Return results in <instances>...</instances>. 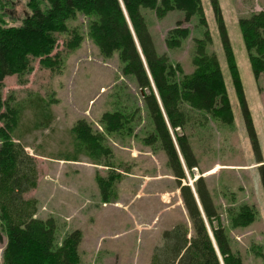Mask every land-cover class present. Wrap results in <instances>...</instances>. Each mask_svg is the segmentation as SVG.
I'll list each match as a JSON object with an SVG mask.
<instances>
[{
  "label": "rangeland",
  "instance_id": "1",
  "mask_svg": "<svg viewBox=\"0 0 264 264\" xmlns=\"http://www.w3.org/2000/svg\"><path fill=\"white\" fill-rule=\"evenodd\" d=\"M29 1L0 0V14L7 25H21L23 18L32 12ZM218 2L253 120L261 162L257 161L246 126L211 0H201L206 25L200 22L198 14L184 21L185 13L179 10L169 11L164 17L147 8H141V13L157 53L166 54L185 74L194 70L197 39H204L206 31L209 32L207 51L219 61L234 121L226 124L208 113L186 111L189 119L184 130H170L181 161L183 155L175 137L184 131L198 162L196 168L186 167L182 184L189 185L196 193V179L203 177L232 250L241 256L242 264H264V74L255 78L239 25L241 17L263 10L264 0ZM91 20L90 16L76 11L66 21L67 31L56 33L57 42L50 55L59 53L58 63L46 66L41 57H32L29 70L8 75L3 81V100L23 111L12 135L26 146L37 163V185L24 197L38 201L36 217L55 220L57 242H62L72 231L81 230L80 264H153L154 250L163 244L164 231L184 222L192 234V223L165 150L158 140L148 141L155 134V126L144 101L146 90L138 87L133 75L123 72L119 52L108 57L101 52L89 35ZM180 20V27L188 28L190 33L179 46L169 47L168 33ZM73 31L81 35V41L70 49L67 43L72 40ZM36 97L48 103L49 119L29 105ZM109 111H120L129 118L121 133L105 131L104 143L111 148L112 155L103 158L100 164L83 152H78L77 161L67 160L76 150L73 126L83 120L104 132L101 120ZM125 147H135L139 153L134 152L132 157ZM147 151L157 156L154 162L145 156ZM106 161L113 166H106ZM128 171L138 174L137 178ZM160 171L165 174L160 175ZM118 172L121 176L111 188L114 192L110 191L112 201L105 202L102 194L98 195L96 175L109 178ZM84 186L87 193L82 192ZM146 189L162 193L153 195L158 200L146 201L151 193ZM195 196L222 264L200 197ZM243 203L254 207L256 218L248 226H233L231 211ZM217 225L215 220L214 226ZM0 232V264H5L7 234L1 223Z\"/></svg>",
  "mask_w": 264,
  "mask_h": 264
},
{
  "label": "trees",
  "instance_id": "2",
  "mask_svg": "<svg viewBox=\"0 0 264 264\" xmlns=\"http://www.w3.org/2000/svg\"><path fill=\"white\" fill-rule=\"evenodd\" d=\"M211 2L246 126L257 154V161L261 162L258 139L221 8L218 0ZM28 6L32 12L23 18L19 26L7 25L0 14V120L3 122L0 126V223L7 234L5 264L81 262L78 252L82 239L81 230L76 229L62 242H57L55 220L36 217L38 201L24 197L25 193L37 185L36 158L26 151L24 144L15 141L12 133L17 129L23 111L8 105L1 92L5 77L29 70L32 57H41L42 64L46 66L58 63L59 53L50 55L57 42L56 33L67 31L66 21L74 16L76 11L92 18L89 35L99 45L101 52L107 57L116 51L119 52L124 63L123 72L133 75L138 87L147 91L144 92V101L155 126V134L148 141L158 140L165 150L192 223V234L184 222L164 231L163 244L154 250L153 264H221L194 191L189 185L182 184L186 173L170 130H184L189 119L186 111L195 110L208 113L223 123L232 124L234 114L224 76L217 56L207 51V43L210 41L208 31L204 39H197L193 57L194 70L185 74L180 65L169 61L166 54L157 53L141 13V8H147L164 17L169 11L179 10L185 13L184 21L188 22L193 15L198 14L200 22L206 25L201 0H30ZM181 23V20L178 21L177 27L169 31L167 46H179L181 40L189 35V29L180 27ZM239 25L254 76L258 79L264 74V9L248 17H241ZM73 33L72 40L67 43L70 49L77 47L81 41V35L76 31ZM29 105L43 118L51 117L47 114L50 111L48 103L43 98L36 97ZM126 121H129V118L120 111L105 112L101 120L104 132H100L93 129L89 123L79 120L72 128L76 150L67 160L77 161L78 152H83L96 160V164H100L103 158L112 155L111 148L104 143L105 131L109 134L121 133ZM175 139L186 167H198L185 132L176 133ZM105 165L113 166L110 161ZM113 175L109 178L96 175L105 202L112 201L109 200L110 191L121 173ZM203 179L200 177L196 180V193L211 225L223 263L242 264L241 256L231 248L229 237L219 221ZM262 180L264 183V170ZM111 192H114V188ZM231 214L233 226H248L256 218V210L247 203L238 206ZM215 220L218 222L217 227L214 226ZM1 236L0 232V238Z\"/></svg>",
  "mask_w": 264,
  "mask_h": 264
},
{
  "label": "crops",
  "instance_id": "3",
  "mask_svg": "<svg viewBox=\"0 0 264 264\" xmlns=\"http://www.w3.org/2000/svg\"><path fill=\"white\" fill-rule=\"evenodd\" d=\"M115 144V143H114ZM116 145V144H115ZM126 149H128V151H131L132 153H131V155H132V157H135V156H133L134 154V152H138L139 153V151L134 147V148H127V147H125ZM146 153V155L145 156H148V157H150V159L154 162V160L155 159H157V156L155 155V154H153V153H150V152H145ZM183 161V162H182ZM182 164H183V167H184V169H186V164H185V161H184V159L182 158ZM196 168V167H195ZM124 173V172H123ZM122 173V174H123ZM129 175H131V176H134V177H136L137 178V175L135 174V172H130V171H128L127 172ZM127 173L125 174V175H127ZM161 174H165V172H163V171H160V175ZM167 174V173H166ZM142 176V175H141ZM147 179L149 178L148 176H145ZM123 178V177H122ZM125 179L128 181V180H130L128 177H125ZM183 181H185V179H183L182 180V183H183ZM148 182V181H147ZM142 183V181H140L139 182V184H141ZM87 185V184H86ZM88 186V185H87ZM99 188V187H98ZM150 188V187H149ZM138 189H139V187H138ZM137 189V190H138ZM147 191H151V193H148L147 194V197H148V199H146V201H149V200H158V197H153V195H155V194H157L156 192H159V193H162V192H160V190L159 191H155V190H151V189H146ZM147 191H146V193H147ZM82 192L84 193V192H86L87 193V190H86V188H85V186L84 187H82ZM81 192V193H82ZM83 195V194H82ZM98 195H100V189H99V192H98ZM87 198V197H86ZM88 199V198H87ZM105 203V202H104ZM109 203H111V202H109ZM107 204V203H106ZM169 209H171V208H169Z\"/></svg>",
  "mask_w": 264,
  "mask_h": 264
},
{
  "label": "bare ground",
  "instance_id": "4",
  "mask_svg": "<svg viewBox=\"0 0 264 264\" xmlns=\"http://www.w3.org/2000/svg\"><path fill=\"white\" fill-rule=\"evenodd\" d=\"M156 91V90H155ZM157 93V92H156ZM197 180V179H196ZM166 202V201H165ZM223 263V262H222Z\"/></svg>",
  "mask_w": 264,
  "mask_h": 264
},
{
  "label": "water",
  "instance_id": "5",
  "mask_svg": "<svg viewBox=\"0 0 264 264\" xmlns=\"http://www.w3.org/2000/svg\"><path fill=\"white\" fill-rule=\"evenodd\" d=\"M196 195V194H195ZM223 264V263H222Z\"/></svg>",
  "mask_w": 264,
  "mask_h": 264
}]
</instances>
